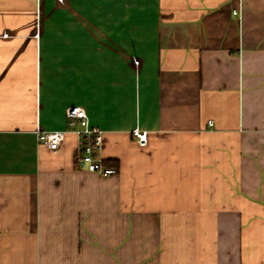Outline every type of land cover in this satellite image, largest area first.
<instances>
[{
	"label": "crops",
	"instance_id": "crops-1",
	"mask_svg": "<svg viewBox=\"0 0 264 264\" xmlns=\"http://www.w3.org/2000/svg\"><path fill=\"white\" fill-rule=\"evenodd\" d=\"M0 264H264V0H0Z\"/></svg>",
	"mask_w": 264,
	"mask_h": 264
},
{
	"label": "built area",
	"instance_id": "built-area-1",
	"mask_svg": "<svg viewBox=\"0 0 264 264\" xmlns=\"http://www.w3.org/2000/svg\"><path fill=\"white\" fill-rule=\"evenodd\" d=\"M68 129L45 130L41 126L36 129L40 142L51 149H58L63 143L66 133L70 130L77 135L76 150L77 163L80 168L108 176L117 172V169L105 164L101 151L104 144L103 131L90 124L87 110L84 106L74 105L67 108ZM134 136L140 144L147 143V131L140 128L133 130Z\"/></svg>",
	"mask_w": 264,
	"mask_h": 264
}]
</instances>
